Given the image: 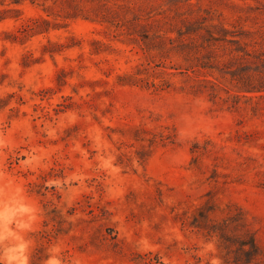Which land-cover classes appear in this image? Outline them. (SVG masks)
<instances>
[{
    "label": "rangeland",
    "instance_id": "1",
    "mask_svg": "<svg viewBox=\"0 0 264 264\" xmlns=\"http://www.w3.org/2000/svg\"><path fill=\"white\" fill-rule=\"evenodd\" d=\"M83 1L89 15L78 17L49 14L51 1L0 2L22 9L0 21V233L7 216L32 242L30 264L54 246L63 264H242L221 240L230 217L227 234L248 228L264 264V96L235 95L225 67L215 100L186 81L179 54L147 47L158 30L221 22L264 42V0ZM40 16L63 26L7 38ZM51 42L63 45L45 51ZM233 53L242 52L232 43L219 51ZM134 128L176 141L140 159ZM30 216L31 231L18 227Z\"/></svg>",
    "mask_w": 264,
    "mask_h": 264
},
{
    "label": "trees",
    "instance_id": "2",
    "mask_svg": "<svg viewBox=\"0 0 264 264\" xmlns=\"http://www.w3.org/2000/svg\"><path fill=\"white\" fill-rule=\"evenodd\" d=\"M6 0H0L5 3ZM23 0H12V2L20 3ZM33 2L42 1L43 3L49 2L44 5V9L53 15H61L64 17H78L89 15V10L83 0H32ZM94 1V0H92ZM97 7V6H94ZM22 14V9L17 6H7L0 8V21L7 18L18 17ZM63 26V20L50 19L47 17H35L23 25V29L18 32L7 31V38L11 40L24 41V39L31 35L49 31L51 28ZM255 31L243 28L241 31H233L223 22L220 24L211 23L209 28L203 32H197L195 29H189L186 32L180 33L178 36H172L168 32L161 33L160 30L156 32L155 38L151 39L149 43L152 45L148 48L156 47L163 56H168L174 52L183 58L181 73L185 75L186 81L191 83V86L196 87V90H203L204 87L210 86L214 89L211 94L215 100H218L216 89L223 87L225 81L223 75H217V70H222L227 67L231 69V74L235 80L237 96H247L253 98L255 96H264V69L248 70V64H263L264 65V42L260 40L259 36H253ZM148 37V35H145ZM228 43L235 45V49L242 53H233L229 58L222 57L219 54L220 50H225ZM260 44V46H257ZM62 43L51 42L44 47L45 51L55 52L59 50ZM231 64V65H230ZM207 69V71H204ZM204 72V73H201ZM212 76V77H210ZM225 77V75H224ZM147 129L134 128L133 133L136 139L144 140L141 143V148L137 150L140 159H147L150 157L154 150V146L162 142L176 141V133L173 131L158 135H147ZM211 209V208H210ZM209 209V211H210ZM204 215V214H203ZM205 216V215H204ZM209 214L206 215V218ZM234 217H236L234 215ZM230 218V217H229ZM220 222L221 240H228L235 244L234 249H228L230 252H236L234 261L242 264H257L261 255L259 245L256 238L248 228L242 232L236 233L233 237L227 234L226 219ZM237 224L244 223V217L238 219ZM211 219H208L210 222ZM206 223V221H205ZM216 222L212 223V225ZM226 244V243H225ZM230 248V246H227ZM152 260V259H151ZM159 264H166L158 260ZM252 261L254 263H252ZM144 264H155L145 259Z\"/></svg>",
    "mask_w": 264,
    "mask_h": 264
},
{
    "label": "clouds",
    "instance_id": "3",
    "mask_svg": "<svg viewBox=\"0 0 264 264\" xmlns=\"http://www.w3.org/2000/svg\"><path fill=\"white\" fill-rule=\"evenodd\" d=\"M4 146V142L0 140V148ZM3 175V173H0ZM35 216L29 217V222L18 227H23L28 231L32 230V223L35 221ZM8 223L10 220L5 216V223L3 226V232L0 233V264H30V250L32 247V242L25 239L23 235L9 229ZM12 237L15 243H9L5 245L3 241L7 237ZM210 250L215 251L214 245H209ZM60 248L54 246L49 250V255L44 264H63L60 258ZM211 264H223L218 256H213L211 259Z\"/></svg>",
    "mask_w": 264,
    "mask_h": 264
}]
</instances>
